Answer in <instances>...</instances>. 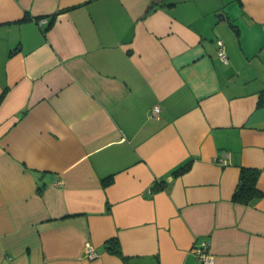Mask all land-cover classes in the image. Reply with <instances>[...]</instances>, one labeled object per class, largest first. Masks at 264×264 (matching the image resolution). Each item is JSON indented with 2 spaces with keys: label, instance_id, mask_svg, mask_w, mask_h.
Segmentation results:
<instances>
[{
  "label": "crops",
  "instance_id": "1",
  "mask_svg": "<svg viewBox=\"0 0 264 264\" xmlns=\"http://www.w3.org/2000/svg\"><path fill=\"white\" fill-rule=\"evenodd\" d=\"M201 240L264 264V0H0V264H200Z\"/></svg>",
  "mask_w": 264,
  "mask_h": 264
},
{
  "label": "trees",
  "instance_id": "2",
  "mask_svg": "<svg viewBox=\"0 0 264 264\" xmlns=\"http://www.w3.org/2000/svg\"><path fill=\"white\" fill-rule=\"evenodd\" d=\"M52 22V21H51ZM189 167V162L182 164L181 166L172 170V176H178L183 173ZM259 171L255 168H246L243 167L240 169L239 178L237 185L232 194V200L242 204H248L251 199L260 197L262 191L258 189L256 183L258 179ZM111 182V176L106 178L103 184H109ZM164 186L163 183H155L152 190H158ZM105 247L107 251L112 254L119 256L122 260H126V257L123 255L119 242L116 237L109 238L105 241Z\"/></svg>",
  "mask_w": 264,
  "mask_h": 264
},
{
  "label": "built area",
  "instance_id": "3",
  "mask_svg": "<svg viewBox=\"0 0 264 264\" xmlns=\"http://www.w3.org/2000/svg\"><path fill=\"white\" fill-rule=\"evenodd\" d=\"M217 55L223 62H227L228 58L225 52L224 42L222 39L218 38L217 41ZM160 111L159 105H154L151 110L152 116H157ZM223 164L226 163L225 160H220ZM59 184L62 181H57ZM193 252L200 262V264H212V258L209 253V243L207 240H201L193 246ZM85 256L89 259L95 258L97 256L94 251L93 246L90 243H87L85 246Z\"/></svg>",
  "mask_w": 264,
  "mask_h": 264
}]
</instances>
